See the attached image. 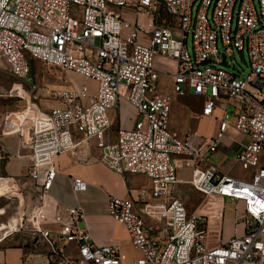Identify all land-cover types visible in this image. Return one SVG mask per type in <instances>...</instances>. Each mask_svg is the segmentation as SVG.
<instances>
[{"label": "built area", "instance_id": "2783aa9c", "mask_svg": "<svg viewBox=\"0 0 264 264\" xmlns=\"http://www.w3.org/2000/svg\"><path fill=\"white\" fill-rule=\"evenodd\" d=\"M76 7L82 18L74 15ZM122 8L137 20L124 18ZM235 50L247 54L246 75L220 67ZM157 57L175 61L174 72L161 71ZM31 58L85 80L80 86L70 80L32 84L27 108L7 113L1 126V136H16L30 157L28 177L43 201L31 220L49 247V264H123L118 244L98 245L80 226V205L65 207L51 196L57 157L72 152L85 160L92 149L98 151L94 162L149 181L137 198L109 202V215L126 227L140 253L134 264H264V0H0V68L23 82L30 79ZM163 73L178 97L193 90L204 100L203 117L221 111L215 137L171 131L173 98L158 89ZM41 99L59 105L43 110L35 102ZM122 103L136 118L131 128L121 123L113 130L110 112ZM231 129L248 138L236 154L252 171L243 179L224 174L208 157ZM184 167L205 200L236 205L246 225L242 236L209 243V227L222 228L225 206L208 200L204 211L190 212L174 196ZM72 188L85 191L87 183L73 178Z\"/></svg>", "mask_w": 264, "mask_h": 264}, {"label": "crops", "instance_id": "0c3cea01", "mask_svg": "<svg viewBox=\"0 0 264 264\" xmlns=\"http://www.w3.org/2000/svg\"><path fill=\"white\" fill-rule=\"evenodd\" d=\"M157 64L159 69L163 72H174L175 61L167 60L164 57H157ZM197 98L202 99L200 97ZM186 100L189 103L191 99ZM52 102L54 103L53 105L49 106L50 108H54L59 105L55 101ZM201 104V107L197 109L192 114V116L198 120L211 118L203 117L201 115L204 105L203 99ZM219 113L220 115L216 119L218 126L219 119L222 115L221 111H219ZM110 115L114 124L112 128L113 130H115L121 123L125 128H131L136 118L135 111L127 103H122V106L117 110L111 111ZM116 122L117 127H115ZM127 124L129 126H127ZM170 129L179 137H185L189 132H191L189 131L184 133V131L180 128V125L176 122L175 115L172 117V112L170 118ZM217 132L218 128L216 133L213 135H200L207 138L215 137ZM6 139H13L15 141L14 147H8L5 144ZM247 143V137L231 129L229 134L225 137L222 145L216 152H221L223 154L219 165H213L219 167L226 175L239 179L248 177L252 171H245L236 159V154L241 151L242 146ZM4 144L5 146L1 150H3L6 158L9 159V172L12 175L17 176L18 174L22 173L24 169L26 170V167L28 171L31 160L27 152H21L19 150L18 138L16 136L7 137L4 139ZM97 156L98 151L94 149L86 152L85 160H79L78 157L72 152L64 153L58 156L56 159L58 174L54 183V187L51 191V196L56 202L65 207H74L76 205H80L84 212V220L81 222L80 226L89 231L92 240L98 245H106L110 243L118 244L123 256V264H134V261L140 257V253L132 246L126 227L116 222L109 215V202L112 197L137 198L138 190L143 187V185H139V180L145 178L147 180V186L149 185V181L146 177L140 175L117 174L105 165L94 162V158ZM88 160L91 162L88 163ZM209 161L212 163L211 159H209ZM178 174L180 182L175 188L174 196L183 201L187 205V208L190 212L204 211L203 208L207 204L205 201L208 200L209 202L217 201L219 203H223L225 206V211L227 210L228 203L232 204L233 208H236V205L229 199L205 200L204 196L196 192L190 184L192 176L191 168H181ZM73 178H80L85 181L87 183V189L85 191L75 193L72 188ZM238 209L239 213L243 212V206L241 203L238 204ZM16 222L18 223V219ZM245 227L246 225L243 220L237 218L236 212L231 217H226L225 214L223 226L220 230L217 231L218 225H210L208 241L211 245L226 243L235 236H242L245 232ZM4 231H6V229H4ZM5 233L6 232H4L3 235H5ZM5 238H7V236H3V239ZM2 242L0 243V264H49V251L27 258L23 246H6ZM71 248L73 249L74 245H72ZM132 252L137 253V255L135 256L134 254L135 257L132 256Z\"/></svg>", "mask_w": 264, "mask_h": 264}, {"label": "rangeland", "instance_id": "374dc122", "mask_svg": "<svg viewBox=\"0 0 264 264\" xmlns=\"http://www.w3.org/2000/svg\"><path fill=\"white\" fill-rule=\"evenodd\" d=\"M75 10L74 15L77 18H82L83 9L76 7ZM119 12L129 21L137 20L132 9L122 8L119 9ZM220 50L222 53L224 52L222 45H220ZM228 54L229 56L224 64L220 66L221 68L233 74L246 75L250 72L246 53L235 50L229 51ZM30 67V79L23 80V82L0 68V243L5 241L2 243L6 246H23L27 258L49 251V247L44 243L40 235L34 232V226L31 220L32 213L38 207L42 206L43 201L37 186L27 175V167L26 170L24 169V171L17 176L9 172V159L6 158V155L1 149L5 144L8 147H14L15 141L13 139H6L4 144V138L1 136V126L7 113L19 112L27 108L29 99H33L32 84H35L37 87H42L44 85L62 86L67 85V83L63 81L70 80L72 82L68 83L70 86L71 84L80 86L85 82L84 79L75 74L66 73L60 69L49 67L34 58L30 59ZM87 83L92 89L96 86V83L92 81H88ZM158 89L160 92L172 96V117L175 115L176 122L180 125L184 133L193 130H197L199 134L204 136H210V134L213 135L216 133L218 128L216 119L220 115L219 111H216L213 117L203 120L195 119L192 116L202 105V99L195 97L193 90H191L190 95L187 97H178L174 93L173 79L167 73L160 75L158 79ZM186 99L191 100L188 103ZM35 102H37L38 106L43 110L50 109L49 106L54 103L45 99H41V101L36 100ZM227 108L230 111L234 110L232 105H228ZM230 123L232 125L235 124L234 117L231 118ZM127 126L129 125L127 124ZM115 127H117V122L115 123ZM222 155L221 152H218L208 157L211 159L212 164L219 165ZM262 159V165H264V154H262ZM146 184L147 180L145 178L139 180V185L144 186ZM225 214L226 217H231L235 214V208H233L232 204L228 203ZM17 219L18 223L16 222ZM4 229H6V231H4ZM4 232H6L5 235H3ZM3 236H7V238L3 239ZM134 254L135 256L137 255V253L132 252V256H134Z\"/></svg>", "mask_w": 264, "mask_h": 264}, {"label": "water", "instance_id": "95a60500", "mask_svg": "<svg viewBox=\"0 0 264 264\" xmlns=\"http://www.w3.org/2000/svg\"><path fill=\"white\" fill-rule=\"evenodd\" d=\"M223 57H224V59H226V58H227V57H226V55H224Z\"/></svg>", "mask_w": 264, "mask_h": 264}]
</instances>
